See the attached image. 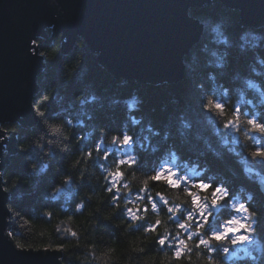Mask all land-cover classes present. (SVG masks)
Returning a JSON list of instances; mask_svg holds the SVG:
<instances>
[{"label":"clouds","instance_id":"9594fccd","mask_svg":"<svg viewBox=\"0 0 264 264\" xmlns=\"http://www.w3.org/2000/svg\"><path fill=\"white\" fill-rule=\"evenodd\" d=\"M186 15L191 17L192 14L189 11ZM198 22L202 29H206V36L202 31L201 39L191 44L188 52L181 56V65L186 66L188 55L194 59L211 43L235 47L241 55L251 53V72L259 75L253 61L261 63L258 50L264 48V31L257 28L264 26L253 28L241 24L238 31H229L237 21L223 14L215 20L202 19ZM47 30L50 33L48 41L39 52L46 65L41 68V72H50V69H55V72L43 79L38 98H33L32 110L38 118L39 126L32 130L31 135L25 136L26 143L21 144L20 149L28 154L26 161L31 171L24 180L29 189L33 188L35 178L44 177L50 169L55 177L54 180L49 178L41 196L43 202H55L56 207L43 214L55 218L56 212L66 210L65 197L60 195L65 192L71 196L67 210L80 214L79 226L73 222L72 215L56 226L57 231H61L63 226L61 235L73 237L79 249L75 262L70 261L69 264H220L217 253H228L229 244L250 241L251 235L235 233L238 229L255 233L257 211L250 210L244 200L234 202L235 197L230 198L227 186L216 183L213 187L214 181L196 183L187 173L180 174L178 169L165 163L174 145L169 144L159 161L147 168L143 167L139 152L125 153L126 148L135 144L141 151L154 154L159 143L167 142L171 135L167 130L161 135L150 121L139 128L144 116L137 118L130 115L133 111L141 110L143 98L140 87L132 88L131 95L123 99H111L112 105L123 106L131 127L121 128L119 134H109L104 127L97 125L99 138L87 147L81 135L72 138V129L78 125L84 126L85 117L91 121L92 113L69 112L63 108L58 112H50L49 103L60 95L59 89L77 71L91 72L94 67L103 69L104 65L86 64L81 55L87 49L83 37L73 40L74 55L58 64L62 46L69 38L64 33L60 37L56 36L55 23H50ZM77 39L83 42L82 45L76 43ZM206 40L208 43H205ZM100 55V51L95 52V57ZM212 55L215 56L216 52L213 51ZM217 66L222 65L218 63ZM120 83H127V79H122ZM244 83L259 90V85L250 79H245ZM168 85L169 81L163 75L152 82L154 88L162 91ZM196 88L202 89V85L197 83ZM99 99L95 92L88 89L75 97V101L82 106L93 105ZM196 103L201 114L204 110L213 113L222 129L238 133L245 150L253 159L264 158V150L260 147L253 149L249 143L253 132L264 134V122L257 118L258 114H240L232 99L222 104L214 101L208 93H203ZM233 108L236 110H231ZM192 127L190 116L178 115L176 128L181 137H186ZM157 136L161 137L160 142L152 144L151 138ZM77 145L78 148L73 151ZM153 181H160L167 188L159 191L158 186H152ZM181 182H184L181 193L169 192V189L180 188ZM15 185L16 181L12 180L6 186L0 185V189L11 196ZM201 193L205 194L202 196ZM251 199L249 194L248 200ZM225 200L226 205H222L221 202ZM160 205L164 206L166 212H161ZM218 207H227L229 214L217 215L213 223L209 217L214 215L212 209ZM237 212L243 214L245 222H241L240 217L235 215ZM180 213H183V219L179 218ZM230 232L233 233L232 238L223 243Z\"/></svg>","mask_w":264,"mask_h":264},{"label":"trees","instance_id":"16d2710c","mask_svg":"<svg viewBox=\"0 0 264 264\" xmlns=\"http://www.w3.org/2000/svg\"><path fill=\"white\" fill-rule=\"evenodd\" d=\"M189 11L191 16L199 21L202 19L215 20L220 14H223L227 18L237 21L229 31L239 30L238 11L229 9L216 0L200 7H192ZM260 26H264V22ZM257 30L264 31V27L257 28ZM202 31L206 36V29H202ZM47 34L49 37L50 33ZM201 35L198 40L201 39ZM56 36L60 37L59 34ZM48 37L35 40L38 54L44 49ZM76 43L82 45L83 42L77 39ZM205 43L208 41L206 40ZM213 51L216 52L215 56L212 55ZM258 51L261 63L253 61V64L259 75L251 72L249 66L251 53L241 55L235 47L210 43L208 48L199 52L194 59L191 55L186 57V66L183 65L181 79L176 82H169L167 89L163 91L154 88L152 82H140L125 77L116 78L104 68L94 67L91 72L77 71L71 80L59 89L60 95L55 100L50 101L49 111L58 112L63 108L69 112H91L93 115L91 121L85 117L84 126L78 125L71 131L72 138L81 135L84 146L87 147L89 143H94L99 138L97 125L104 127L109 134H119L121 128L131 127V122L125 115L123 106L120 104L112 105L111 99H123L131 95L132 88L140 87L143 98L141 110L139 112L133 111L130 115L137 118L141 115L144 116V121L138 126L139 128H143L144 124L150 121L161 132V135L166 130L170 131L171 135L167 142L159 143V148L154 154L141 151L135 144L126 148L125 153L139 152L143 160V167L147 168L157 163L171 144L175 148L168 153L164 160L165 163L178 169L180 174L187 173L196 183L214 181L213 187L216 183L227 186L230 190V198L235 197L234 202L244 200L250 210L257 211L255 217L257 220L256 231L249 233L245 229H238L235 235H251L252 239L243 243L237 242L236 245L229 244L228 253L222 255L217 253L216 256L220 264H264V195L260 192L256 181L257 176L264 175V158L253 159L245 150L242 138L238 133H234L230 129H222L215 115L207 110L201 114L196 103L203 93L211 94L214 101L222 104L232 99L240 114H258L257 118L264 122V48ZM73 55L72 46L66 53L62 52L57 63H61L64 59H70ZM81 55L87 65H100L95 54L88 48ZM218 63L222 66L218 67ZM45 66L43 62L42 68ZM54 72L55 69H50V72H41L40 70L35 79L37 91L32 97V102L34 97L38 98L43 79L46 76L50 77ZM122 79H127V83L121 84ZM245 79H250L258 84L259 90L246 85ZM197 83L202 85V89L196 88ZM85 89L95 92L100 99L93 105H80L78 101H75V97ZM236 108L231 110H236ZM180 114L190 116L193 122V127L186 137H181L177 132L176 125ZM35 119L33 125L26 127H22L18 122L1 125L7 134L13 133L15 139V151L0 169L2 185H8L12 180L16 181L12 195L6 193L8 195L6 202L8 212L7 234L13 244L19 248L57 249L61 254V264H69L70 261L75 262L79 249L75 245L73 237L61 235L63 226H61V231H57L56 226L61 220H66L69 215H72L75 225L79 226L80 214L67 210L68 201L71 199L70 194L67 192L60 194L65 197L66 210L56 212L55 218L46 216L43 214L45 211H50L56 207L55 202H43L41 196L42 192L45 191V186L49 183V178L55 179L51 169L44 177L35 178L31 189L24 180V177L31 170L26 161L28 154L21 151L20 145L26 143L25 136L31 135L32 130L39 126L38 118L35 117ZM141 140H143V135H141ZM160 140L161 137L157 136L151 138V143L157 144ZM249 143L252 144L253 149L260 147L264 150V134L253 132ZM77 148L78 145L74 146L73 151H76ZM189 169L195 170L198 175H192ZM152 186H158L157 190L159 191L167 188V185L160 181H153ZM183 186L184 182H181L180 188L169 189V192L179 194L183 191ZM210 191L211 189H209V194ZM204 194L201 193L202 196ZM249 194L252 196L251 200H248ZM154 199L158 201L155 195ZM169 203L171 204L172 201L170 200ZM221 204L226 205V200L222 201ZM182 207H187V205H182ZM160 210L166 212L163 205H160ZM212 211L214 215L209 217V220L213 223L217 215L227 216L229 214L227 207H218ZM178 215L180 219L184 218L183 213ZM235 215L240 217L241 222H245L242 213L237 212ZM195 223L194 218L193 226ZM68 226L72 225L69 224ZM232 236L233 233H228L223 243L230 240Z\"/></svg>","mask_w":264,"mask_h":264},{"label":"water","instance_id":"95a60500","mask_svg":"<svg viewBox=\"0 0 264 264\" xmlns=\"http://www.w3.org/2000/svg\"><path fill=\"white\" fill-rule=\"evenodd\" d=\"M213 0H0V169L15 151L13 133L3 124L35 123L32 97L43 59L33 43L48 37V25H57L68 42L83 37L99 64L114 77L154 82L160 75L169 82L181 79L180 58L202 33L199 20L186 12ZM237 10L239 24L264 22V0H216ZM264 195V175L257 178ZM0 185L1 178H0ZM8 195L0 189V264H61L57 249L19 248L8 232Z\"/></svg>","mask_w":264,"mask_h":264},{"label":"snow or ice","instance_id":"6c2138e0","mask_svg":"<svg viewBox=\"0 0 264 264\" xmlns=\"http://www.w3.org/2000/svg\"><path fill=\"white\" fill-rule=\"evenodd\" d=\"M219 107V106H217ZM189 172L192 174V175H198V173L195 172V170L193 169H189ZM189 177L191 178V176L189 175Z\"/></svg>","mask_w":264,"mask_h":264}]
</instances>
